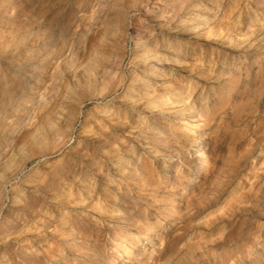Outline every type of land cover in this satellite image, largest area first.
Listing matches in <instances>:
<instances>
[{
	"label": "rangeland",
	"instance_id": "rangeland-1",
	"mask_svg": "<svg viewBox=\"0 0 264 264\" xmlns=\"http://www.w3.org/2000/svg\"><path fill=\"white\" fill-rule=\"evenodd\" d=\"M0 264H264V0H0Z\"/></svg>",
	"mask_w": 264,
	"mask_h": 264
},
{
	"label": "bare ground",
	"instance_id": "bare-ground-1",
	"mask_svg": "<svg viewBox=\"0 0 264 264\" xmlns=\"http://www.w3.org/2000/svg\"><path fill=\"white\" fill-rule=\"evenodd\" d=\"M156 13V12H155ZM189 20H192V19H190L189 18ZM171 23H173V22H171ZM166 25V24H165ZM169 26V25H168ZM171 26V25H170ZM172 26H173V24H172ZM160 27V26H159ZM177 27H178V25H177ZM176 28V27H175ZM163 29V28H162ZM161 29V30H162ZM171 29V28H170ZM193 29H194V27H193ZM172 30H174L173 29V27H172ZM181 30V29H180ZM183 31V30H182ZM181 31V32H182ZM187 31H189V32H192V26L190 25H187ZM187 31H186V33H187ZM179 32V31H178ZM177 32V33H178ZM163 33H165V32H163ZM167 34V33H166ZM172 34V33H171ZM165 35V34H164ZM191 35V34H190ZM159 36V35H158ZM162 36V35H161ZM191 37V36H190ZM154 39V38H153ZM156 39V38H155ZM154 39V40H155ZM160 39V38H159ZM167 39H168V37H167ZM153 40V41H154ZM172 40H174L173 38H172ZM176 40V39H175ZM165 41V40H164ZM167 41V40H166ZM165 41V42H166ZM177 41V40H176ZM170 42H171V38H170V41L168 42V45H164V44H161L162 46H158V43L155 45V47H153V46H151L150 47V45H148L149 47H148V54H147V58L144 60V67L145 68H147L148 69V73H145L146 75L148 74L149 75V79H150V81H151V79H152V81L154 80V79H156V80H158L157 78L159 77V79L160 80H162V81H168L169 79H168V74H166L165 73V71H164V69L166 70V68L168 67V66H173L172 65V62H170V60H168V54L170 53L171 54V52H172V55H174V57H175V60L176 61H180L181 59H187V60H190V59H192V56H193V54H194V50H193V48L192 47H187V50H186V52H185V54H181V53H179L178 51H176V50H174L173 49V45H171L170 44ZM188 42V41H187ZM155 43V42H154ZM179 43V42H178ZM160 45V44H159ZM189 45V44H188ZM192 46V45H191ZM161 50V51H160ZM196 54V53H195ZM173 57V58H174ZM173 62H174V59L172 60ZM176 61H175V64H176ZM182 61V60H181ZM177 62V63H178ZM182 63V62H181ZM180 63V64H181ZM179 64V63H178ZM184 65V64H183ZM175 66V65H174ZM145 68H144V70H145ZM171 68V67H170ZM174 69V68H173ZM173 69H171V70H173ZM168 70H170L169 68H168ZM175 70V69H174ZM143 71V70H142ZM146 72V71H145ZM144 73V72H143ZM136 74V73H135ZM141 75H142V73H141ZM131 76V78H133L132 77V74L130 75ZM139 76V75H138ZM145 76V75H144ZM143 76V77H144ZM171 76V75H170ZM129 78V77H128ZM171 78V77H170ZM135 79H137V77L135 78ZM138 79H140V78H138ZM137 79V80H138ZM128 80V79H127ZM129 80H131V79H129ZM145 80H146V78H145ZM125 81V80H124ZM136 81V80H135ZM139 81V80H138ZM137 81V82H138ZM159 81V80H158ZM157 81V82H158ZM126 82V81H125ZM137 82H135V83H137ZM140 82V81H139ZM138 82V83H139ZM154 82V81H153ZM132 83V82H131ZM137 83V84H138ZM143 83V82H142ZM128 84V83H127ZM122 85V84H121ZM139 85H140V83H139ZM142 85V84H141ZM138 86V85H137ZM127 88H128V86H127ZM143 89H144V91L145 92H147L148 90H151L152 89V85L150 84V82L147 80V81H145V83L143 84ZM125 90V89H124ZM142 90V89H141ZM127 91V90H126ZM128 91H130L129 89H128ZM131 91H132V88H131ZM130 91V92H131ZM124 92V91H123ZM129 92V93H130ZM141 92V91H140ZM124 94V93H123ZM140 94V93H139ZM143 94H145V93H143ZM135 95H137V94H135L134 93V96ZM141 95H142V93H141ZM141 95L140 96H138V97H141ZM126 96H128V95H126ZM143 96V95H142ZM131 97H133V96H130V98ZM134 98V97H133ZM136 98V97H135ZM136 99H138V98H136ZM129 102V101H128ZM186 116V115H185ZM185 116H182V118H184L185 119ZM198 145V144H197ZM200 147V146H199ZM204 154H205V152H204V149L203 148H198L197 150H196V153H195V155L196 156H200V157H204ZM119 160V159H118ZM201 160V159H200ZM150 234V233H149ZM149 234H147V235H149Z\"/></svg>",
	"mask_w": 264,
	"mask_h": 264
}]
</instances>
